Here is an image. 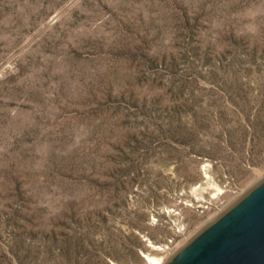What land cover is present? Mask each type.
I'll use <instances>...</instances> for the list:
<instances>
[{
    "label": "rangeland",
    "instance_id": "rangeland-1",
    "mask_svg": "<svg viewBox=\"0 0 264 264\" xmlns=\"http://www.w3.org/2000/svg\"><path fill=\"white\" fill-rule=\"evenodd\" d=\"M263 178L264 0H0V264L166 262Z\"/></svg>",
    "mask_w": 264,
    "mask_h": 264
},
{
    "label": "water",
    "instance_id": "water-1",
    "mask_svg": "<svg viewBox=\"0 0 264 264\" xmlns=\"http://www.w3.org/2000/svg\"><path fill=\"white\" fill-rule=\"evenodd\" d=\"M165 264H264V178L177 249Z\"/></svg>",
    "mask_w": 264,
    "mask_h": 264
},
{
    "label": "bare ground",
    "instance_id": "bare-ground-1",
    "mask_svg": "<svg viewBox=\"0 0 264 264\" xmlns=\"http://www.w3.org/2000/svg\"><path fill=\"white\" fill-rule=\"evenodd\" d=\"M161 249L160 245L158 248L154 246L149 253H146L144 264H164V256L159 255V250ZM113 264L117 263L114 262Z\"/></svg>",
    "mask_w": 264,
    "mask_h": 264
}]
</instances>
